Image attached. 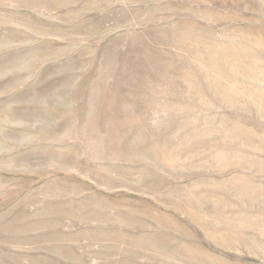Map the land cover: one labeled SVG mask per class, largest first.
<instances>
[{
  "label": "rangeland",
  "instance_id": "374dc122",
  "mask_svg": "<svg viewBox=\"0 0 264 264\" xmlns=\"http://www.w3.org/2000/svg\"><path fill=\"white\" fill-rule=\"evenodd\" d=\"M63 1L0 0V210L71 180L94 225L0 264H264V0Z\"/></svg>",
  "mask_w": 264,
  "mask_h": 264
},
{
  "label": "crops",
  "instance_id": "0c3cea01",
  "mask_svg": "<svg viewBox=\"0 0 264 264\" xmlns=\"http://www.w3.org/2000/svg\"><path fill=\"white\" fill-rule=\"evenodd\" d=\"M88 3H91L88 9L84 8V13L82 14L83 19L90 18V14L99 13L101 15L102 12H106L111 9L112 0H85ZM73 2H78V0H64L61 3H65L68 5ZM104 4L105 7H98ZM97 10H93L96 9ZM90 12V14H89ZM25 129H20L21 131L29 132V126ZM18 130V128H16ZM31 134V133H30ZM32 135V134H31ZM35 135H33L34 137ZM31 136L30 139L33 140ZM36 140V139H35ZM33 143V142H32ZM29 179L36 178L37 176L30 174L24 176ZM54 179H59V176H54ZM49 179H52L49 178ZM53 180V179H52ZM48 182V181H46ZM74 182L68 180L66 183H62V187L50 188L49 186H42L36 183L33 187L30 188V191L24 195H20L14 202L10 203L9 206H4L0 210V220L4 219L6 216H10V220L7 224L1 225L0 228V259H18L20 257L23 258H40V259H72L76 258L74 252L75 248L78 246V242L74 239L75 235H79L81 230V222H85V224H89V221H83L87 218L82 216L81 210L84 206H97L96 198H91V190L87 189L84 192H76V187L73 186ZM31 195H34L31 199ZM39 197L37 202L38 206H58L59 213V226L60 228H65V232L67 235L66 238H62L59 241L60 246L57 248V251L60 250L61 254H49V247L47 244L45 250H42L43 254H40L39 250H34V247H31V243L33 241V236L37 235L36 232L41 231L45 228H49V224L47 220L43 223V220L39 223L38 221H33V212L36 209L35 206H31V201L34 200V197ZM31 199V201H30ZM92 200V201H90ZM89 207L87 208V210ZM86 210V211H87ZM85 211V212H86ZM49 213V212H48ZM91 223V222H90ZM89 225H94L93 223ZM78 226V227H77ZM41 233V232H40ZM73 234V235H72ZM75 234V235H74ZM70 236H73L70 238ZM23 238L27 240L26 242H17L16 239ZM77 238H79L77 236ZM46 242L49 240L45 237ZM65 239H72V241H68ZM16 244V245H15ZM8 248L10 250H4ZM17 251V254H16ZM21 252H26L21 254ZM64 252V253H63ZM29 253V254H27ZM63 253V254H62ZM62 255V256H61ZM74 262V261H73ZM72 262V263H73Z\"/></svg>",
  "mask_w": 264,
  "mask_h": 264
}]
</instances>
